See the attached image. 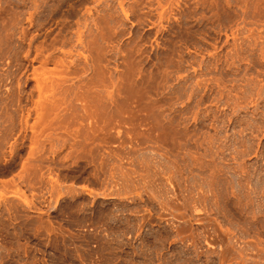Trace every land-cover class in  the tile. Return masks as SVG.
I'll return each mask as SVG.
<instances>
[{
	"label": "rangeland",
	"instance_id": "rangeland-1",
	"mask_svg": "<svg viewBox=\"0 0 264 264\" xmlns=\"http://www.w3.org/2000/svg\"><path fill=\"white\" fill-rule=\"evenodd\" d=\"M0 264H264V0H0Z\"/></svg>",
	"mask_w": 264,
	"mask_h": 264
}]
</instances>
